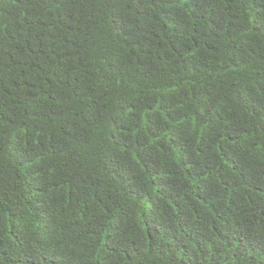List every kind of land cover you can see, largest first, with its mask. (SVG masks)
I'll list each match as a JSON object with an SVG mask.
<instances>
[{
    "label": "trees",
    "instance_id": "trees-1",
    "mask_svg": "<svg viewBox=\"0 0 264 264\" xmlns=\"http://www.w3.org/2000/svg\"><path fill=\"white\" fill-rule=\"evenodd\" d=\"M0 264H264V0H0Z\"/></svg>",
    "mask_w": 264,
    "mask_h": 264
}]
</instances>
